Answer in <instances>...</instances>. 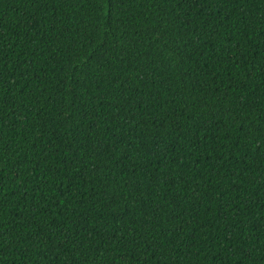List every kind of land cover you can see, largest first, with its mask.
<instances>
[{
    "label": "trees",
    "instance_id": "trees-1",
    "mask_svg": "<svg viewBox=\"0 0 264 264\" xmlns=\"http://www.w3.org/2000/svg\"><path fill=\"white\" fill-rule=\"evenodd\" d=\"M0 264H264V0H0Z\"/></svg>",
    "mask_w": 264,
    "mask_h": 264
}]
</instances>
